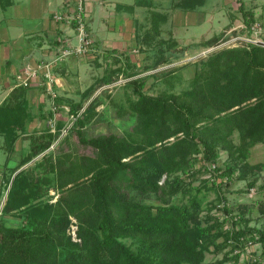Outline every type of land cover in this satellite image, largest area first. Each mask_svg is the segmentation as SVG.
Listing matches in <instances>:
<instances>
[{
	"label": "trees",
	"instance_id": "16d2710c",
	"mask_svg": "<svg viewBox=\"0 0 264 264\" xmlns=\"http://www.w3.org/2000/svg\"><path fill=\"white\" fill-rule=\"evenodd\" d=\"M239 1L243 29L252 34L257 20L255 11L244 0ZM202 3L204 0L187 2L183 7L194 9ZM125 7L133 11L135 4ZM165 21L163 15L152 17L154 33L148 30L141 37L146 43L143 50L157 47L155 63L141 68L127 50L107 47L105 51L114 54L118 65L108 66L98 82L77 90L78 100L67 97L68 113L74 117L73 130L81 144L92 147V153H80L66 146L69 136L55 143L62 127L59 123L57 130L49 125L34 129L29 134V147L13 158L8 157L0 183V196L7 191L0 215V264H204L207 250L220 236L224 240L216 243L217 249L261 242V256L248 262L262 264L264 229L248 225L224 229V223L233 217L226 202L220 206L226 216L211 213L217 203L210 201L205 215L207 223L199 221L209 190L219 191L226 181H218L217 176H227L226 183L248 177L254 167L246 160L250 149L264 142V44L247 41L216 49L203 58L200 66L197 61L186 62L185 67L195 66L189 87L180 92L163 89L152 94L144 89L145 76H132L170 61L167 48L177 41H157ZM72 26L77 23L74 21ZM223 34L215 33L198 44L211 47L221 41ZM94 45L99 43L93 40ZM179 69L175 66L161 70L165 73L162 79L174 86V73ZM119 71L131 77L126 84L134 87L138 97L129 96L128 110L120 108L118 112L128 114L134 122L126 133L89 134L86 124L96 116L97 106L103 101L98 94L92 96L99 86L117 79L114 74ZM179 73L177 78L181 77ZM28 87L15 86L0 104V134L5 135L9 152L15 150L17 138L32 119ZM48 95L56 108H62V96ZM52 108L49 116L53 114ZM45 112H41V119ZM235 133L239 134V141L234 139ZM45 150L34 163L43 169L40 175H33L31 165L21 168ZM221 150L228 152L226 163L214 169L211 162L219 160ZM200 160V167H196ZM211 169L215 171L212 178H203L199 186L193 184L199 173ZM237 169L240 172L236 175ZM255 184L256 178L248 182L249 187ZM51 187L59 190L56 200L33 201ZM194 188L197 191L188 201H173L174 195ZM258 188L262 191L264 184ZM135 189L143 194L156 193L160 203L137 198L131 194ZM202 189L206 190L201 192ZM261 200L246 206L251 210L254 203H259L264 212ZM223 201L226 196L218 194L217 202ZM13 211L23 218L17 225L8 224L5 218ZM72 217L78 239L70 232ZM242 218L240 215L231 221L236 225ZM127 237L133 238L136 246L128 243ZM225 259H234L235 264L239 254L226 255L215 264H224Z\"/></svg>",
	"mask_w": 264,
	"mask_h": 264
},
{
	"label": "rangeland",
	"instance_id": "374dc122",
	"mask_svg": "<svg viewBox=\"0 0 264 264\" xmlns=\"http://www.w3.org/2000/svg\"><path fill=\"white\" fill-rule=\"evenodd\" d=\"M244 1L246 2L247 7L254 9L257 17V20L253 25L252 34H248V32L243 29L245 23L243 13L238 10L240 6L239 0H204V3L197 5L194 9H187L186 7H183V5L187 2L196 3L198 0H108L105 2L104 7H102L103 5L101 3L100 6H98V10L91 13L92 19L90 20V24L95 35L92 36L93 33L88 29L94 42L97 41L96 39H99L101 43H99V45H94L90 50L73 52L62 56L59 60H56V58L52 59L54 60L53 68H55L57 72L61 73L62 70H64L61 74L64 75L66 84L65 86L63 85V87L56 86L55 88L56 93L63 97L62 108H56L52 104V97L48 95L50 103L48 108L45 109L46 116L40 120L39 127L35 129H43L45 126L49 125L52 130H57L58 124L61 123L62 127L59 133L60 135L55 143L59 142V140L65 136H69V143L65 141L66 146L68 144L80 153H92V147L81 144L76 131L73 130L74 127L72 126L74 117L68 113L69 106L66 99L68 97L78 100L80 94L77 90L85 89L92 83L98 82V78L106 72L108 66L118 65V63H115L116 61H114V54L107 53L105 48H115L118 45L119 49L127 50L132 59L137 61L141 68L145 67V65L150 62L155 63L153 62L155 61L153 58H155V55L157 54V47H150L149 49L143 50L142 46L146 43L141 37L148 30L151 33H154L152 28V17L158 18L160 15H163L166 18V21L161 23V32L157 37V41H160L161 38H172L177 41L176 45L167 48L166 52L170 61L163 63L156 68L142 71L141 73L132 76V78L145 76L146 85L144 89L152 94H158L163 89L180 92L189 87L190 78L194 74L195 66L188 65L185 67L183 64L186 62L197 61L198 66H200L203 58L205 59L210 52L216 49L225 46L242 45L247 41H250L249 39L264 42V0ZM117 3H123L125 5L135 4V9L131 11L125 9V6L121 9L120 4L119 6H116ZM124 15L128 16L125 20ZM88 22L87 19V23ZM124 24L127 26L125 29ZM219 32H224L219 43L211 47L202 46L200 43L198 44V41L211 37ZM72 33V43L77 44L78 38L74 31ZM57 54V56H59L61 52H57ZM65 57L68 58V64H66V66L60 64ZM175 66L180 67L178 72H180L179 74H181V77L177 78L178 72L174 73V77L176 78L174 80L175 84L174 86H170L162 79L165 73L161 72V70H168ZM114 75L118 78L112 83L99 86L92 96L93 98L98 94L103 98V101L97 106L98 113L96 116L86 124L85 129L89 134L108 131L126 133L127 129L134 122L131 116L128 114L119 115L118 111L120 108L128 110V97L137 98L138 93L133 86L126 84L131 77H126V74L122 71H119ZM87 103L88 101L85 103V106ZM50 108L53 109V114L51 116H49ZM29 136L30 135H26L28 138ZM234 139L239 141L238 133L234 134ZM2 143L3 136L0 135V168L2 165L4 166L6 160V152L2 147ZM52 147H54V144ZM46 151L47 150L43 151L22 166H33V175H40L43 169L40 167L37 168L34 163L37 159H40L42 154ZM227 157L228 152L226 150H221L219 160L211 162L210 166L215 169V166L225 164ZM246 160L254 167L249 170L248 177L245 179H232L230 182L226 183L228 180L227 176H217L218 181L222 179L226 181H224V184L219 191H216V189L209 190L208 197L203 203L205 211L202 212V217L199 223H207L205 215L206 208L210 201L217 203L215 207H213L211 213L219 216H226L225 211L220 209V206H223L226 202L227 205L232 208L231 215L233 217L231 218L230 216V218L224 223V229L229 230L230 226L237 228L246 225L264 229V212L261 211L259 203H254L251 210L246 206L247 204H252L255 200L262 199L261 202L264 201V189L259 191L258 188L264 184V142H259L253 145L250 149V155ZM201 163L202 160L198 161L196 167H200ZM214 172L215 171L211 169L199 173L193 184L195 186L201 185L203 183V178H212L214 175L212 173ZM239 172L240 169H237L235 174L237 175ZM0 176H3L1 171ZM165 178L166 175L163 176L162 181ZM254 178H256L255 186L249 187L248 182ZM205 190L206 189H202L201 192ZM196 191L197 189L194 188L191 192L186 194L178 193L174 195L172 199L173 201L178 202L188 201ZM2 192H4V188ZM6 192L4 195L0 196V215L6 200ZM131 194L150 203H160L157 194L154 192L143 194L135 189ZM218 194H224L226 196V201L217 202ZM58 195L59 190L51 187L45 195L36 197L33 201L38 203L45 199L56 200ZM16 212L17 211H13L5 216L8 224L17 225L22 221L23 218L18 216ZM240 215L243 216L242 220L234 225L231 220L240 218ZM72 218L74 221L71 225L70 232L73 234L74 239H78L76 234V221L74 217ZM245 219H247V221H245ZM193 226H195L194 229H196V222L193 223ZM125 240L128 243L133 244V246H136V244L133 243V238L127 237ZM223 240L224 237L220 236L216 240V243L219 242L221 244L223 243ZM216 243L212 244L210 249L207 250L204 264H215L220 260H223L226 255L231 256L235 254H239V261L235 264H250L248 260L252 262L257 256H261L263 251V247L259 241L248 242L242 247L225 245L220 249H217ZM222 262H224V264H233L234 259H225ZM262 264H264V258Z\"/></svg>",
	"mask_w": 264,
	"mask_h": 264
},
{
	"label": "crops",
	"instance_id": "0c3cea01",
	"mask_svg": "<svg viewBox=\"0 0 264 264\" xmlns=\"http://www.w3.org/2000/svg\"><path fill=\"white\" fill-rule=\"evenodd\" d=\"M108 0H84L88 23L87 28L93 33L90 24L91 13L98 10L102 3L104 7ZM77 0H1L0 1V104L7 98L11 90L19 85L25 84L20 81L18 75L24 74L26 69L35 70V75L29 76L27 85L29 86L27 97L29 99V111L32 119L27 122L26 131L22 132L15 142V150L9 152L6 145V138L3 136L2 147L6 152L4 166L0 168L3 174L6 168V161L11 155H19L22 150L29 147V135L40 123L41 112L45 111L49 105L48 93L45 91L42 80L43 72L46 70L43 64L50 61L62 52L67 44L78 45L73 42V31L77 36L76 27L68 24L65 19L57 20L55 12H70L76 6ZM118 4V5H117ZM116 6H123L117 3ZM127 9L126 7H124ZM126 14V13H125ZM128 16L124 15V20ZM131 19V18H130ZM125 25V24H124ZM123 25V26H124ZM127 26H124V29ZM78 38V36H77ZM101 43L99 39H96ZM106 45V44H105ZM102 46V45H101ZM116 46V45H114ZM118 47V45L116 46ZM68 58L60 63L68 64ZM53 68V67H52ZM64 70H62L63 72ZM56 78L55 86L63 87L66 81L63 74L53 68ZM43 111H41V105ZM11 153V154H9ZM14 160L11 159L10 163ZM3 177V176H2ZM0 176V183L2 180Z\"/></svg>",
	"mask_w": 264,
	"mask_h": 264
},
{
	"label": "built area",
	"instance_id": "2783aa9c",
	"mask_svg": "<svg viewBox=\"0 0 264 264\" xmlns=\"http://www.w3.org/2000/svg\"><path fill=\"white\" fill-rule=\"evenodd\" d=\"M54 17L57 20H64L72 25V23L75 21L77 23L76 29H77V36L79 40L78 45H71L67 44L62 49V52L59 56L56 57V60H59L62 56L71 54L73 52H82L86 50H90L92 48L93 39L90 35V32L87 28V13L86 8L84 4V0H77L76 6L68 13H64L61 11H57L54 14ZM250 41H256L254 39H249ZM258 42V41H256ZM53 62L54 60L47 61L43 64V67L46 68V70L43 72L44 77L41 81L43 86H46L47 92L51 93L53 96H56L57 93L54 88V84L56 82V78L53 72ZM35 70L26 69L23 73H20L18 75L20 81L24 82L25 84L28 83L29 76L35 75Z\"/></svg>",
	"mask_w": 264,
	"mask_h": 264
},
{
	"label": "water",
	"instance_id": "95a60500",
	"mask_svg": "<svg viewBox=\"0 0 264 264\" xmlns=\"http://www.w3.org/2000/svg\"><path fill=\"white\" fill-rule=\"evenodd\" d=\"M260 42H261V41H260ZM261 43H263V44H264V42H263V41H262ZM23 167H24V166H22L21 168H23ZM21 168H19L17 171H19ZM17 171H16V172H17ZM16 172H15V173H16ZM15 173H14V175H13V177H12V180H13V178H14V176H15ZM12 180H11V182H12Z\"/></svg>",
	"mask_w": 264,
	"mask_h": 264
}]
</instances>
